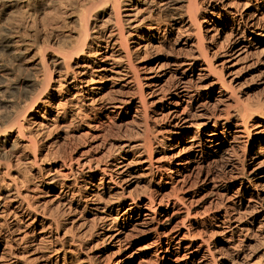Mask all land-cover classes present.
I'll return each instance as SVG.
<instances>
[{"label":"bare ground","instance_id":"obj_1","mask_svg":"<svg viewBox=\"0 0 264 264\" xmlns=\"http://www.w3.org/2000/svg\"><path fill=\"white\" fill-rule=\"evenodd\" d=\"M0 46V264H49L47 245L73 264L94 236L106 264H264V97L239 90L252 69L264 88V0H0ZM117 110L131 129L110 139ZM55 132L91 143L30 187Z\"/></svg>","mask_w":264,"mask_h":264},{"label":"rangeland","instance_id":"obj_2","mask_svg":"<svg viewBox=\"0 0 264 264\" xmlns=\"http://www.w3.org/2000/svg\"><path fill=\"white\" fill-rule=\"evenodd\" d=\"M201 8H204V4L201 5ZM107 24L105 21L101 22L100 24ZM42 32L44 34H46L47 36L50 35L49 30H52L53 27L51 26L50 28H42ZM57 29V31H54V34L57 36H61L63 33L70 32L72 30L78 29V26L75 24L70 25L69 27H62V28H55ZM177 36V32H174L169 38V42L167 41L166 45L164 47H162L163 52L165 53H171L172 52V47H174V40ZM96 47V45H95ZM57 48V46H53L52 48L47 49L45 52H43V55L45 57V59H49L52 57L53 55V51ZM103 50L101 49L102 52ZM0 56L5 57V52L2 49V46H0ZM36 73L41 76L42 72L36 71ZM14 77V75L12 76ZM241 88H239L240 91H242L246 97V99L248 97H250L251 99H253L254 101H257L259 98L264 97V88L263 86L260 85L259 83V78H257L256 73L254 72V70H250L249 72H247V74H245V78L242 81V84L239 86ZM0 90H4V88L0 87ZM1 93V92H0ZM3 94V93H1ZM6 95V94H5ZM117 117V118H115ZM104 129L107 132V134L109 135L110 139L119 137V136H126L130 133V129H131V125L129 124V117L127 116V113L124 111H119L117 110L116 112L110 113L109 116L104 117ZM86 124L83 125V129H88L90 130V127H92V125H94V122L91 118H89V116L86 117ZM57 133H53L52 135L48 136L47 138H45L40 145L39 148V154L40 156H46L45 154H47L50 151H56L59 147L63 146V148H66L68 151H70V153L73 156H78L83 150L87 149L88 145L91 143L90 139H88L86 141L85 140H81V139H74L71 138L69 140H59L57 139ZM40 136H38L39 138ZM42 138V137H41ZM56 141V142H55ZM177 141H181L180 139H178ZM177 151H175V153H177ZM79 153V154H78ZM119 157V156H117ZM184 157L182 156H178V157H170V162L173 164H176L177 162H181L182 159ZM48 168L47 166V161H46V157L44 158V161L38 163V165L28 168V170L26 171V175L27 178L29 179V186L32 187L33 184L40 179L41 177V171H44V168ZM205 169H207L205 167ZM212 169L215 170L217 173H222L223 170V163L219 162L216 163L212 166ZM202 170V168H197L195 169V172L198 173ZM99 180H97L98 182ZM143 186H138L136 187L133 191L135 192V194H139L143 191ZM130 201V200H129ZM127 207V205L125 206ZM49 213V211H48ZM72 213H67L65 215V217L61 218L60 216V220L62 223V229L64 228H68L71 231H74L76 233H84L88 228L91 227L92 225V221H87L85 224L83 223L81 225V223L83 221H80L78 224H72V222H70L72 220ZM79 214L75 217V218H79ZM87 216L82 217L83 219H85ZM61 229V230H62ZM63 235V232H62ZM209 237V241L211 244L217 243L218 240L220 239V237L217 234H211L208 236ZM84 249L83 250H79L77 247L73 246L72 248V252L68 253L69 257H71V260L73 261V264H84V259L86 260V255H97L99 257H97L96 260V264H106L109 256L111 255L112 251L115 250V248L111 247L110 244H108L106 241H104L103 239L94 236L93 238H89L86 242V244L84 245ZM54 246L53 245H47L46 250H44L43 254L47 257L50 258V262L49 264H57L55 262V259L57 256H53L54 254ZM57 255V254H56ZM60 255V253H59ZM61 255H63V253H61Z\"/></svg>","mask_w":264,"mask_h":264}]
</instances>
